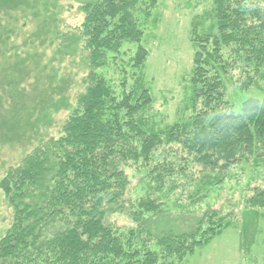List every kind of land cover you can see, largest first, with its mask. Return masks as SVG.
<instances>
[{
    "label": "trees",
    "instance_id": "1",
    "mask_svg": "<svg viewBox=\"0 0 264 264\" xmlns=\"http://www.w3.org/2000/svg\"><path fill=\"white\" fill-rule=\"evenodd\" d=\"M157 1L82 5L90 69L85 91L61 135L0 181L14 215L0 239V264H183L234 225L245 229L250 218L255 224L264 218V189L246 178L239 219L208 208L188 230H152L171 215L170 207L184 214L198 210L231 170L242 176L250 168L264 170V99L244 101L237 113L225 99L223 80L236 68L248 76L244 87L257 84L264 67V0H213L193 19L194 114L163 127L144 81L118 96L95 73L107 52L120 54L125 42L139 43L143 33L133 15L140 4L149 12ZM149 55L138 45L135 67L142 69ZM131 169L145 181L136 200ZM127 220L132 227H121Z\"/></svg>",
    "mask_w": 264,
    "mask_h": 264
},
{
    "label": "rangeland",
    "instance_id": "2",
    "mask_svg": "<svg viewBox=\"0 0 264 264\" xmlns=\"http://www.w3.org/2000/svg\"><path fill=\"white\" fill-rule=\"evenodd\" d=\"M89 1L1 0L0 181L32 151L61 135L85 91L84 80L90 69L82 37L85 13L81 7ZM212 4L213 0H158L149 12L147 4H140L133 15L143 33L139 43L125 42L120 54L107 52L105 66L95 73L104 77L118 96L131 91L137 81H144L152 94L153 114L159 126L189 118L194 114L195 100L191 89L195 55L191 24ZM138 45L150 54L142 69L134 64ZM246 78L236 68L223 77L225 99L237 113L244 101L264 99V67L255 76L257 84L244 87ZM127 171L134 199L141 197L145 187L142 174ZM242 172L231 170L230 179L194 213L184 214L170 207V217L160 219L159 226L152 230L157 234L161 229L188 230L208 208L221 214L233 213L239 219L244 211L239 191L245 186L241 184L243 179L256 178L254 188L264 189L263 169L250 168L244 176ZM13 218V208L0 191V239L12 226ZM130 220L120 222L121 227H132ZM247 225L245 229L234 225L224 231L183 264H264V218L256 224L250 218Z\"/></svg>",
    "mask_w": 264,
    "mask_h": 264
}]
</instances>
